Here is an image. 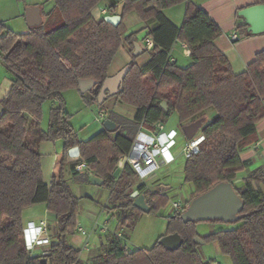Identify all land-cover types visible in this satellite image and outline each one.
<instances>
[{
  "label": "trees",
  "instance_id": "1",
  "mask_svg": "<svg viewBox=\"0 0 264 264\" xmlns=\"http://www.w3.org/2000/svg\"><path fill=\"white\" fill-rule=\"evenodd\" d=\"M52 1L54 6L44 13L42 24L27 32L16 33L0 21V59L12 83L0 102L5 108L0 117V264H84L81 251L67 243V237L78 231L80 208V199L63 172L64 160L74 147L80 148V154L72 158L73 179L85 183H91L90 175L102 179L112 206L122 211L119 230L124 234H108L94 264H204L195 242L201 222L184 221L181 215L192 200L223 182L231 184L244 203L240 219L208 222L238 227L201 238L205 243L217 242L233 264H264V168L248 173L240 188L234 185L237 176L252 165L241 154L259 141L257 126L264 120V50L245 72L236 74L215 45L222 29L192 0H120L122 20L117 26L105 21L106 16L115 15L116 2L109 13L97 17L94 11L103 0ZM180 4H185V14L177 26L164 11ZM130 13L146 24L147 37L154 41V47L144 51L149 53L144 65L137 62L141 55H134L137 35H125L124 19ZM177 42L189 50L191 64L187 67L171 62ZM123 44L130 46L132 59L116 96L136 109L134 120L110 116L115 129L79 141L64 93L70 89L80 92V80L94 79L97 84L80 93L89 105L103 106L106 99L99 103V96ZM48 103L45 130L41 121ZM209 110L214 114L198 135L204 141L184 167L185 182L193 192L185 210L168 217L166 236H177L179 244L167 248L159 241L151 249L129 251L126 232H133L146 213L135 206L132 193L137 190L145 196L150 207L147 214H156L168 198L159 185L153 189L155 184L137 183L129 164L114 177L120 159L130 152L142 125L153 128L177 114L180 123L188 126L205 120L203 114ZM59 139L64 141L65 156L46 184L40 146ZM81 162L86 165L84 173L75 169ZM38 204H45L53 216L56 238L48 251L35 255L25 245L23 214Z\"/></svg>",
  "mask_w": 264,
  "mask_h": 264
},
{
  "label": "rangeland",
  "instance_id": "2",
  "mask_svg": "<svg viewBox=\"0 0 264 264\" xmlns=\"http://www.w3.org/2000/svg\"><path fill=\"white\" fill-rule=\"evenodd\" d=\"M52 4L54 3L50 0H0V20L4 22V24L12 31L22 33L28 29V25L25 20L26 9L30 7H39L43 9V11L47 12V10L52 7ZM113 10H115V13H120L117 12V7L113 8ZM132 16L138 15L133 13ZM135 21L132 20V24H135ZM121 55L122 51L119 49L116 57L119 58ZM148 57L149 53L146 52L142 61ZM186 64H183V62L178 63L181 67H184ZM0 69L2 70L0 71V84L2 85L6 76V70L1 59ZM124 69L125 68H121L119 72ZM64 102L67 112L71 115V123L78 135V139L82 142L89 141L96 134V132L103 128L105 120L109 119L110 116H116L122 120L133 121L136 114V109L134 107L122 103L117 96H108L103 106L89 105L77 89H70L66 91L64 93ZM101 111L106 114V119L97 121L96 116H98ZM211 112H214V110H209L203 114L205 120H201L202 126L199 128L197 136L201 134L202 127L210 121L209 117L212 115L210 114ZM48 125L49 103L45 105L41 127L47 130ZM164 126L167 131L175 129L179 132L177 145L172 150L176 157L175 162L169 166H163L157 173V184H159V188L161 190L162 188H168L165 191L168 203L165 207L160 208L156 214H143L138 220L134 231L126 232L128 237H130V242L126 241V247L129 251H135L137 249H151L159 241L164 243L167 248H174L179 244L178 238H175V241L173 239L170 241L165 240L169 238V236H166V232L168 217L172 216V204L175 201H179L181 203L186 202V197L191 196L189 193L192 191V186L185 182L184 175V167L187 160V157L184 155V149L189 144V140L184 134L186 124L180 123L177 114H173L166 121ZM40 152L42 154L43 178L44 181L47 180L50 182L52 175L59 167L57 162L65 156L64 141L59 139L54 142H44L42 143ZM258 165L261 164H255L254 167L258 168ZM68 168L69 162L66 158L63 166L64 175L69 182L73 193L80 199V208L76 216V224L78 228H84L88 235L87 238H85L76 232L74 235L67 237V243L81 251V259L84 264H94V256L99 250V248L95 246L105 243L109 230L111 232H115L117 229L119 230V219L121 214L120 211H117V209L112 206V203L109 200L110 193L106 187L97 186L92 183L79 182L72 179L70 173L68 172ZM140 182L141 181L138 180L137 183ZM240 182L243 184V174H239L237 176V179L234 182L235 187L238 188L241 185ZM157 188V185L156 187H153V189ZM42 205L43 204H38L37 206ZM186 207L187 206L185 205V208ZM185 208L182 211H184ZM236 227H238V225L201 222L197 224V231L199 238H201L217 231L234 229ZM55 233L56 230L52 228L51 234L54 240L56 238ZM87 240L90 242L91 246L89 249H92L90 251H87V249L84 248ZM197 251L204 264H233L230 257L221 253L220 246L217 242L199 244ZM37 254L38 252L35 251V255ZM87 254H89L90 257L86 260Z\"/></svg>",
  "mask_w": 264,
  "mask_h": 264
},
{
  "label": "crops",
  "instance_id": "3",
  "mask_svg": "<svg viewBox=\"0 0 264 264\" xmlns=\"http://www.w3.org/2000/svg\"><path fill=\"white\" fill-rule=\"evenodd\" d=\"M192 1L197 5H199L222 29V35L215 40V45L229 60L233 71L236 74L245 72L248 64H250L252 61L255 60V57L259 52L264 50V32L259 34H251L250 32H248L249 26L248 24H246V20L239 15V12L245 8L261 4L260 0H192ZM114 2H116L115 7H117V12H121L122 10L121 1L103 0V2L95 9L94 11L95 16L97 17L102 16L103 15L102 11L108 9L110 5ZM53 6L54 4H52V7H50V9L47 10V12L50 11L53 8ZM44 13L46 12L43 11L42 9V19H44L43 17ZM119 14L120 13H115V15H119ZM164 14L177 26H181L185 14V4H180L175 7L169 8L164 11ZM132 15L133 13L127 15L124 19L126 28L128 30L125 35L128 36L132 33H135L137 35L136 42L139 43V45L141 46V53L139 54L141 56L139 57L137 62L140 65H144L149 60L148 57L142 61V59L146 54V52L144 53V51L147 50L146 39L148 38L147 36L149 29L146 27V24L139 19L138 16H132ZM131 19L134 21L136 20L135 24H132L133 22ZM27 31L28 29H26L22 33ZM233 33L238 34L239 39L237 41H233L231 39L230 36ZM120 49L122 51V55L119 58L115 57L111 65V68L109 70V74L111 76H114V74H117V72L119 73L121 68H127L132 59L131 48L128 44H123ZM170 55L171 58L177 62V64L179 62H183V64L187 63L186 65H184V67H187L191 64V59L189 57V50L184 43L177 42L172 48ZM0 71L2 70L0 69ZM5 75L6 76L4 81L2 82V85L0 84V102L6 97L12 86L9 75L7 73H5ZM49 109H50V104H49ZM101 112H99V115ZM210 114L213 115L214 112H211ZM99 115L96 116L97 121L106 119V114L104 119H100ZM212 115H210V117ZM257 129H258L257 131H258L259 141L253 144L247 151L241 154L243 160L245 161L247 160L252 163L249 169L241 173L243 174V179L251 171L258 168H264V120L258 124ZM102 130H104V126L98 132H96V134H98ZM171 130H175V129H171ZM67 160L69 162L68 172L70 173V176L73 179L71 175L72 158L69 156ZM255 164H261V165H258L257 168L254 167ZM45 183L49 184L50 182L45 180ZM241 186L242 183L238 188H240ZM191 190H192L191 193H189L190 195L193 192V187ZM190 197H186L185 201L188 202ZM117 211H120V214H122V211L120 209H117ZM53 219L54 218L47 211L45 204H43L42 206L34 205L28 208L27 210H25L23 214L24 227L27 225L28 222H32L39 225L41 221H46L49 224L50 232L52 228L56 230L55 221ZM115 232H118V235L123 234L122 230L117 229ZM112 233H114V231L111 232L109 230L108 234H112ZM175 238L178 237L169 236V238H167V240L165 241H170L172 239L175 241ZM127 242H130V237L127 238ZM99 246H95V247H99ZM90 250L92 249H87V251ZM89 257H90L89 254H87L86 260Z\"/></svg>",
  "mask_w": 264,
  "mask_h": 264
},
{
  "label": "water",
  "instance_id": "4",
  "mask_svg": "<svg viewBox=\"0 0 264 264\" xmlns=\"http://www.w3.org/2000/svg\"><path fill=\"white\" fill-rule=\"evenodd\" d=\"M239 15L246 20L248 24V32L251 34H259L264 32V4H258L245 8L239 12ZM25 20L29 28L36 27L42 24V9L39 7H30L26 9ZM122 17L120 15H108L105 21L117 26ZM134 55L139 56L141 53V46L139 43H134ZM129 68H125L118 74L109 77L101 90L99 96V103H102L108 96H116L121 91V84L128 74ZM97 81L94 79L80 80L79 89L82 94L89 92ZM163 108L167 110V104L163 103ZM5 112V108L0 103V117ZM202 126V121L199 120L184 128L185 137L188 140L194 138L199 128ZM116 128V124L110 119L105 120L104 129L112 130ZM71 158H77L80 154V148L74 147L68 152ZM121 168H117L114 177H118L121 173ZM91 183L97 186L103 184V180L90 175ZM168 188H162L165 192ZM135 199V206L140 210L149 213L150 207L148 206L145 196L139 195V191H134L131 195ZM244 208V203L241 197L235 191V188L226 182L219 183L211 188L206 193L198 196L191 201L186 210L182 213L181 217L184 221L194 222H208L213 220H221L226 223H232L240 219L238 216ZM195 242L204 244V240L197 237ZM46 262V260H44Z\"/></svg>",
  "mask_w": 264,
  "mask_h": 264
},
{
  "label": "built area",
  "instance_id": "5",
  "mask_svg": "<svg viewBox=\"0 0 264 264\" xmlns=\"http://www.w3.org/2000/svg\"><path fill=\"white\" fill-rule=\"evenodd\" d=\"M107 13H109L108 9L102 11L103 15ZM230 37L233 41L239 39L236 33L231 34ZM153 47V39L147 38L146 49L150 50ZM171 62H175V60L171 58ZM99 118L104 119L105 114L101 112ZM178 137L179 132L177 130L167 131L164 123H157L153 128H147L142 125L136 135L130 152L120 159L118 167L122 169L125 164H129L141 182L149 185H159L157 184L158 171L163 166L173 164L176 160L172 150L177 145ZM203 141V136H194L193 139L189 140V144L184 149V155L189 158L197 154L199 152V146ZM75 169L80 173H84L86 165L84 162H81L76 165ZM186 204V202L181 203L175 201L172 204V213L182 212ZM77 232L87 238L88 234L84 228L79 227ZM24 236L26 248L32 254H35V251L38 254H44L54 243L49 224L46 221H41L39 225L28 222L24 227ZM90 247V242L87 240L84 248L89 249Z\"/></svg>",
  "mask_w": 264,
  "mask_h": 264
}]
</instances>
